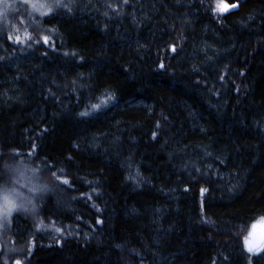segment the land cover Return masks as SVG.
Masks as SVG:
<instances>
[{
    "label": "trees",
    "instance_id": "1",
    "mask_svg": "<svg viewBox=\"0 0 264 264\" xmlns=\"http://www.w3.org/2000/svg\"><path fill=\"white\" fill-rule=\"evenodd\" d=\"M31 1L0 6V155L58 184L0 264H264V0Z\"/></svg>",
    "mask_w": 264,
    "mask_h": 264
},
{
    "label": "clouds",
    "instance_id": "2",
    "mask_svg": "<svg viewBox=\"0 0 264 264\" xmlns=\"http://www.w3.org/2000/svg\"><path fill=\"white\" fill-rule=\"evenodd\" d=\"M57 184L34 159L15 153L0 155V238L18 214L38 220L42 202L54 194Z\"/></svg>",
    "mask_w": 264,
    "mask_h": 264
},
{
    "label": "rangeland",
    "instance_id": "3",
    "mask_svg": "<svg viewBox=\"0 0 264 264\" xmlns=\"http://www.w3.org/2000/svg\"><path fill=\"white\" fill-rule=\"evenodd\" d=\"M10 1H11V0H3V2L0 3V6H2L3 3L10 2ZM25 1H29V0H25ZM30 5H31V6L33 7V9L36 10V11L39 10L40 12H44V13L48 12L47 5H46V3H44V2H43V4H41L39 1L32 0V1L30 2ZM221 9L227 11V10H229V9H231V8H230V6H228V5H226V4H223V5L221 6ZM256 228H261V229L264 230V220L255 223L252 229H256ZM3 239H4V237H3ZM1 242H2V241H1ZM7 251H9V250L7 249Z\"/></svg>",
    "mask_w": 264,
    "mask_h": 264
},
{
    "label": "water",
    "instance_id": "4",
    "mask_svg": "<svg viewBox=\"0 0 264 264\" xmlns=\"http://www.w3.org/2000/svg\"><path fill=\"white\" fill-rule=\"evenodd\" d=\"M264 245V230L261 228L253 229L250 234L248 246L253 252L261 249Z\"/></svg>",
    "mask_w": 264,
    "mask_h": 264
},
{
    "label": "snow or ice",
    "instance_id": "5",
    "mask_svg": "<svg viewBox=\"0 0 264 264\" xmlns=\"http://www.w3.org/2000/svg\"><path fill=\"white\" fill-rule=\"evenodd\" d=\"M3 2V0H0V3H2ZM7 7L5 6L3 9H0V17H2L3 16V14L5 13V12H7ZM105 102H101V106H103V104H104ZM246 243H247V240H246ZM252 249L251 248H249V251H251Z\"/></svg>",
    "mask_w": 264,
    "mask_h": 264
}]
</instances>
